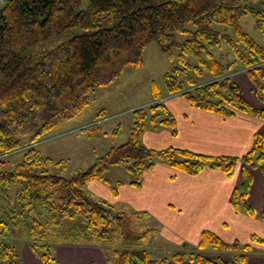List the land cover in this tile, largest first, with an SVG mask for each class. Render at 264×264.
I'll list each match as a JSON object with an SVG mask.
<instances>
[{
  "label": "trees",
  "instance_id": "obj_1",
  "mask_svg": "<svg viewBox=\"0 0 264 264\" xmlns=\"http://www.w3.org/2000/svg\"><path fill=\"white\" fill-rule=\"evenodd\" d=\"M248 15L256 17L264 39V11L248 0H7L0 9V156L28 148L12 171H0V235H7L12 226L22 228L31 241L30 250L42 264H56L50 242L74 244L93 238L108 242L116 233L123 248L111 252L110 264H165L185 259L197 264L242 262L243 253L231 261L182 252L154 259L138 248L153 229L134 231L132 218L137 213L117 212L84 186L92 181L107 184L105 174L119 165H125L131 185L138 187L143 172L156 161L191 176L208 167L226 177L242 162L240 184L230 203L234 210L252 216L247 203L249 168H259L264 175L261 135L255 136L240 159L180 148H146L141 138L150 125L176 135L175 119L155 91L157 102L132 111L126 141L109 148L84 171L76 170L69 177L52 174L48 165L60 162L42 157L32 147L80 115L95 90L113 83L125 68L139 67L143 49L152 42L169 60H174L173 48L179 49L175 59L179 66L164 77L167 95L182 96L197 109L225 117L242 112L264 119V110L251 107L232 80L234 74L245 72L256 97L264 103V45L239 24ZM212 24L223 27L215 30ZM189 25L194 29L188 31ZM177 33H187L181 44L175 40ZM54 35L67 39L49 51L36 54L29 50ZM223 43L228 51L216 57L211 50L220 49ZM229 56L231 60L226 61ZM190 71L195 77L208 74L212 79L200 83ZM94 129L91 124L81 131ZM17 183V190L10 194ZM251 243L264 246L257 236H251ZM207 247L237 254L248 252L251 245L226 243L203 231L197 248ZM0 264H24L15 245L0 241Z\"/></svg>",
  "mask_w": 264,
  "mask_h": 264
},
{
  "label": "crops",
  "instance_id": "obj_2",
  "mask_svg": "<svg viewBox=\"0 0 264 264\" xmlns=\"http://www.w3.org/2000/svg\"><path fill=\"white\" fill-rule=\"evenodd\" d=\"M248 1L264 11V0ZM232 80L251 107L264 110V103L256 97L254 86L245 72L234 74ZM152 102L154 100L150 103ZM159 102L175 119L176 135L173 136L167 128L150 125L141 138V143L146 148H180L210 157L240 159L250 150L256 135H261L264 141V119L242 112L225 117L200 110L182 96L167 95V91L161 95ZM102 114H105L104 110L101 111L100 115ZM117 167H112L108 172ZM242 167V162L237 163L231 177L208 167L191 176L156 161L150 170L143 172L138 187L131 185L130 175L127 181L116 180L111 183L108 180L107 184L92 181L87 185V190L92 196L95 194L109 203L117 212L127 215L137 213L132 218L134 231L153 229L147 237L159 235L164 239L166 248H173L171 252L186 250L184 252H189L184 253L186 256L202 253L210 258L221 257L227 261L243 253L245 259L237 264H264V246L251 243V236L264 240V221L261 220L264 212V175L259 168H249L251 183L247 203L252 211V216H249L242 209L234 210L230 203L234 190L240 184ZM112 189L116 191L115 194ZM142 219H150L153 223L142 230H136V224ZM203 231L212 232L226 243L250 244L251 248L246 253L239 251L237 254L221 253L209 247L199 250L197 246ZM89 241L74 244L57 241L52 249L56 264H110L108 259L113 250L109 253L104 248L91 246L96 244H90ZM25 248L24 255L21 256L24 264H42L27 244ZM122 248L118 247L117 250ZM138 248L146 250L151 256V252L142 245ZM172 254L174 253H164L163 257ZM165 264L197 263L185 259L180 263L169 260Z\"/></svg>",
  "mask_w": 264,
  "mask_h": 264
},
{
  "label": "rangeland",
  "instance_id": "obj_3",
  "mask_svg": "<svg viewBox=\"0 0 264 264\" xmlns=\"http://www.w3.org/2000/svg\"><path fill=\"white\" fill-rule=\"evenodd\" d=\"M239 24L243 31L255 42L259 45H264L262 31L257 24L255 16H245L239 21ZM212 27L215 30H219L223 26L212 24ZM193 29L192 25L187 27L188 31ZM186 37L187 33H177L175 40L181 44L185 41ZM66 39V36L54 35L49 40L32 46L29 50L36 54L49 51ZM211 51L216 57H219L222 56L221 54H226L228 49L223 43L220 49L214 48ZM178 53L179 49L173 48L172 54L174 60H169L168 55L160 51L157 43H150L142 51V64L139 67L125 68L120 77L113 83L99 88L92 93L89 106L80 115L34 144L32 149L34 148L42 157L52 159L54 162H60L59 165H48V170L52 174L69 177L76 170H86L97 157L102 156L109 148L117 147L124 143L132 126V111L155 103V91L158 95L165 93L164 77L174 66H179L175 60ZM230 60L231 57H227L226 61ZM189 73L200 83L212 79L208 74L198 78L195 77L196 75L192 71ZM152 100L154 102L150 103ZM102 110L105 113L103 116L100 115ZM98 120L101 121L99 124H96ZM91 123L95 125L94 131H81L83 127L86 128ZM27 148H20L8 155L0 156V171H12L21 162ZM105 178L111 183H114L116 180L127 181V179H130V174L126 170L125 165H119L108 172ZM110 182L109 184L112 185ZM17 188L18 183L12 185L10 194H14ZM84 188L86 190L89 189L87 185ZM10 194L9 197H11ZM93 197L100 199L95 194H93ZM152 223L150 219H142L136 224L137 229H135L142 230L143 227H149ZM154 224L157 225L156 223ZM9 230L10 232L7 235H0V241L15 245L20 256H23L26 250L25 245L29 246L31 244L29 237L18 226H12ZM121 239V236L116 233L108 242H101L93 238L88 243H94L96 245L91 246L104 248L110 253V250L122 247ZM55 244V241L50 242L52 249ZM139 245L148 249L152 257L161 258L164 253H176L171 252L173 248L169 246L166 248L164 239L157 234L150 235L144 243H140ZM184 251L177 252L189 253Z\"/></svg>",
  "mask_w": 264,
  "mask_h": 264
},
{
  "label": "built area",
  "instance_id": "obj_4",
  "mask_svg": "<svg viewBox=\"0 0 264 264\" xmlns=\"http://www.w3.org/2000/svg\"><path fill=\"white\" fill-rule=\"evenodd\" d=\"M7 0H0V9L6 4ZM100 121H97L96 124H99Z\"/></svg>",
  "mask_w": 264,
  "mask_h": 264
}]
</instances>
